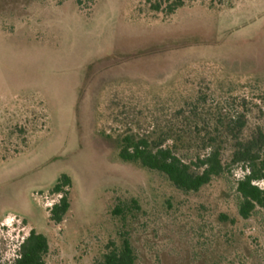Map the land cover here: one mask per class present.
<instances>
[{
  "label": "rangeland",
  "instance_id": "rangeland-1",
  "mask_svg": "<svg viewBox=\"0 0 264 264\" xmlns=\"http://www.w3.org/2000/svg\"><path fill=\"white\" fill-rule=\"evenodd\" d=\"M186 3L164 21L144 18L147 0H0L1 264L33 230L46 264H104L124 233L136 264H264V225L238 219L231 182L187 195L119 158L129 99L143 107L185 81L208 92L215 74L264 82V0ZM62 176L71 208L58 226L50 191ZM133 200L138 209L112 214Z\"/></svg>",
  "mask_w": 264,
  "mask_h": 264
},
{
  "label": "trees",
  "instance_id": "trees-1",
  "mask_svg": "<svg viewBox=\"0 0 264 264\" xmlns=\"http://www.w3.org/2000/svg\"><path fill=\"white\" fill-rule=\"evenodd\" d=\"M147 3V17L136 8L139 14L164 21L187 5L186 0ZM232 5L231 1L212 2L208 10L215 12ZM209 84L207 92L201 84L185 81L186 89H175L168 97L153 99L143 107L133 105L129 99L123 105L128 110H123L119 119L126 121L124 131L117 135L119 158L164 176L187 195L199 193L217 180L229 181L238 219L264 225V82L256 78L238 85L215 74ZM243 90L248 95H242ZM143 111L147 115L141 118ZM235 169H241L240 177L234 175ZM71 184L68 176H62L50 191L52 196L60 197L49 210L50 220L58 226L71 208ZM132 204L121 203L111 212L125 217L131 208L138 209L137 201ZM220 220L237 224L236 218L226 214H221ZM108 248L104 264H136L127 233L122 234L120 246L110 243ZM48 252L47 239L33 230L14 264H46Z\"/></svg>",
  "mask_w": 264,
  "mask_h": 264
},
{
  "label": "built area",
  "instance_id": "built-area-1",
  "mask_svg": "<svg viewBox=\"0 0 264 264\" xmlns=\"http://www.w3.org/2000/svg\"><path fill=\"white\" fill-rule=\"evenodd\" d=\"M261 186H263L264 187V184L263 183H261ZM58 198H60V197H58ZM53 205H51V207H52Z\"/></svg>",
  "mask_w": 264,
  "mask_h": 264
}]
</instances>
